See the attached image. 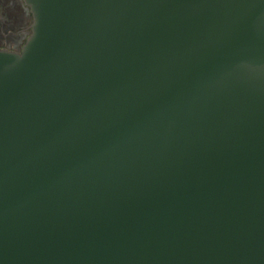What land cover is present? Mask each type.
I'll return each instance as SVG.
<instances>
[{"label": "water", "instance_id": "water-1", "mask_svg": "<svg viewBox=\"0 0 264 264\" xmlns=\"http://www.w3.org/2000/svg\"><path fill=\"white\" fill-rule=\"evenodd\" d=\"M24 2L0 264H264V0Z\"/></svg>", "mask_w": 264, "mask_h": 264}, {"label": "flooded vegetation", "instance_id": "flooded-vegetation-1", "mask_svg": "<svg viewBox=\"0 0 264 264\" xmlns=\"http://www.w3.org/2000/svg\"><path fill=\"white\" fill-rule=\"evenodd\" d=\"M31 22L32 13L24 0H0V47L21 49Z\"/></svg>", "mask_w": 264, "mask_h": 264}]
</instances>
